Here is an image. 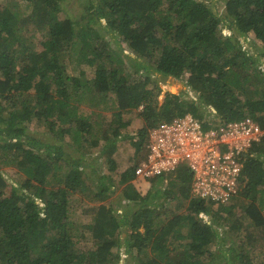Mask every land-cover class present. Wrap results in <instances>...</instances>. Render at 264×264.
<instances>
[{
    "label": "trees",
    "instance_id": "obj_1",
    "mask_svg": "<svg viewBox=\"0 0 264 264\" xmlns=\"http://www.w3.org/2000/svg\"><path fill=\"white\" fill-rule=\"evenodd\" d=\"M23 1L25 15L0 4V264H110L123 256L135 264H214L218 256L223 264H264V136L241 156L237 193L226 203L191 197L184 165L151 179L162 189L141 193L133 183L156 123L190 113L204 127L251 117L264 128V66L259 53L241 42L250 32L264 41V0H217L222 16L212 0H95L86 5L83 23L60 17L63 0ZM101 19L156 75L185 78L198 103L170 92L158 102L161 88L149 74L130 81L108 41L90 25ZM219 23L229 35H222ZM31 27L43 36L40 49L27 38ZM77 49L78 66L94 69L91 79H83L82 71L65 72L64 57ZM82 100L88 113L80 109ZM101 103L113 108L111 118L96 111ZM133 116L142 125L117 180L127 207L116 213L104 202L114 192L115 144L129 138ZM32 121L48 131L47 139L28 133ZM92 123L104 142L98 158L110 171L96 180L82 170ZM66 133L80 149L77 159L53 143H66ZM61 162L67 169L60 176ZM8 166L21 183L10 182ZM77 193L97 202L82 210L91 220L78 222L80 230L70 218ZM88 235L92 246L76 247Z\"/></svg>",
    "mask_w": 264,
    "mask_h": 264
},
{
    "label": "rangeland",
    "instance_id": "obj_2",
    "mask_svg": "<svg viewBox=\"0 0 264 264\" xmlns=\"http://www.w3.org/2000/svg\"><path fill=\"white\" fill-rule=\"evenodd\" d=\"M96 2L95 0H63L61 2V12L60 17H68L72 19L73 21H77L80 19L82 15H84V9L87 7L86 5H89L90 3ZM217 0H212L211 7L213 11L218 13L222 16V11L220 7L218 6ZM1 6H3L8 12L11 10H19L21 15H25L29 12V8L26 6L25 2L23 0H0ZM86 17V14H85ZM84 17V18H85ZM83 23V20L80 19ZM101 23V24H99ZM93 26L100 36H102L106 41H108L109 45L113 49V55L115 62H118L116 60L122 61V69L123 73L127 76H130V81H142L144 77L142 73L149 74V77L147 79H150L153 83L156 82L161 90L159 94L157 95L158 102H161L163 99V96L166 92L174 93V94H180L183 99H190L193 101L200 100L198 97V94L190 90V88L186 85L185 78L183 79H175L173 77H163L162 75H156V73L152 70L151 64H149L145 59L139 57L136 53L132 52V50L127 47L126 43L121 41V39L116 36L115 34H112V30L108 27H106V21L104 19H101L99 22L94 21L90 24ZM219 28H221L222 35H229L230 31L223 26L221 23L218 25ZM76 29H79V26L76 27ZM31 37L33 42L35 43V46L37 48H41V41L43 39V36L41 32L37 31L35 28L31 27L30 30L27 33V38ZM241 42L245 45L246 48L249 49L251 53H259L260 55V61L261 65L264 66V54H262V51H264V41L258 40L255 38L253 33H248V35L245 38L241 37ZM76 46L79 47L80 43L75 42ZM68 54L64 57V60L62 61V65L65 68V72L68 76H79L80 73L84 72L83 79H91L93 76V68L89 67L86 64H82L81 66H78L76 63V59L79 54V50L71 51L69 50L67 52ZM157 59V55H154L153 60ZM142 64H139L141 63ZM116 65V63L114 64ZM82 71V72H81ZM81 75V74H80ZM80 109L83 113H88L90 111V108L87 106V101L82 100L80 104ZM140 109V108H139ZM113 108H111L110 104H107L104 106L102 103L99 104V107L96 108V111H99V113L104 114L106 118H111V112ZM92 119L98 120V123H103V120H101V117L92 116ZM94 125V130L92 132V135H88L90 138L89 142V152L86 153L85 158V164L86 166L83 167V171L85 174L89 175L91 179L96 180L98 178V175L102 173H110V171L107 169L106 161L101 160L98 158L99 149L103 146L104 142L100 139V127L98 124L92 123ZM142 125V119L136 116L132 117V122L129 125V127L126 129L129 133V138L126 139H119L117 140L115 144V149L113 151V158L116 163V169L112 171L110 174L114 180L113 186L111 187L114 191L113 194L110 195V197L104 202L107 205H111L114 207L117 211L116 213H119L121 209H126L127 204L126 202L121 198L120 189L121 186H118V178L122 170H124L127 166V159L129 156L134 155L135 148L137 145V139L134 136L136 134V131L139 127ZM32 131V132H30ZM28 133H35V137L41 138V139H47L48 138V131L44 129L41 125L36 126L35 123L32 121L29 124ZM69 134L66 133L65 138H63L66 143H61L59 141H53L55 144H59L63 146V148L66 150L68 155L72 157L73 159L79 158L81 156L80 149L76 151V148L78 147L75 143L71 142V139L68 137ZM52 143V140L50 141ZM61 166L60 176L63 175L66 171V166L63 162L59 164ZM92 169H98L99 172L92 173ZM5 171L7 172V176L11 183L15 185L21 183V179L19 178L18 174L15 172L16 169L12 166H8ZM50 183H53V180L50 178ZM152 180H150L148 183L144 181H138L137 184L135 182V187L138 189L139 192L145 193L147 189H160L162 185H156L153 184L152 186ZM12 186H8L6 188V192L9 194ZM93 188V187H92ZM162 189V188H161ZM162 192V191H161ZM97 202L89 201L87 196L81 195L79 193L75 194L71 197L70 200V206L72 209V214L70 216L71 220L74 224L77 225V229L80 230V226L78 225V222H81L82 224L89 223L91 220L90 216L87 214H83L82 210L87 205H94ZM241 204L245 205V201H240ZM166 211H170V213L173 211V206H165ZM184 210V207L181 208L180 212ZM177 213V212H176ZM167 214V213H166ZM125 236V232H122V237ZM82 247V248H90L92 246V241L90 235L87 236V239L82 240L81 242L78 241L76 244V247ZM136 260L135 258L123 256V260L118 261L117 263L113 262L110 264H135ZM214 264H223V260L221 257H214L213 259Z\"/></svg>",
    "mask_w": 264,
    "mask_h": 264
},
{
    "label": "built area",
    "instance_id": "obj_3",
    "mask_svg": "<svg viewBox=\"0 0 264 264\" xmlns=\"http://www.w3.org/2000/svg\"><path fill=\"white\" fill-rule=\"evenodd\" d=\"M263 136L264 128L251 117L204 127L190 113L173 116L148 130L146 156L134 169V185L184 165L192 178L191 197L226 203L237 193L241 156Z\"/></svg>",
    "mask_w": 264,
    "mask_h": 264
},
{
    "label": "clouds",
    "instance_id": "obj_4",
    "mask_svg": "<svg viewBox=\"0 0 264 264\" xmlns=\"http://www.w3.org/2000/svg\"><path fill=\"white\" fill-rule=\"evenodd\" d=\"M134 181V180H133Z\"/></svg>",
    "mask_w": 264,
    "mask_h": 264
},
{
    "label": "crops",
    "instance_id": "obj_5",
    "mask_svg": "<svg viewBox=\"0 0 264 264\" xmlns=\"http://www.w3.org/2000/svg\"><path fill=\"white\" fill-rule=\"evenodd\" d=\"M134 183V182H133Z\"/></svg>",
    "mask_w": 264,
    "mask_h": 264
}]
</instances>
